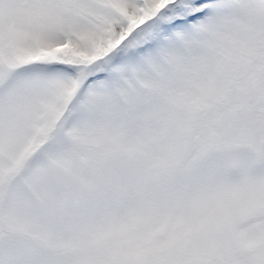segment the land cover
<instances>
[{
    "label": "snow or ice",
    "instance_id": "snow-or-ice-1",
    "mask_svg": "<svg viewBox=\"0 0 264 264\" xmlns=\"http://www.w3.org/2000/svg\"><path fill=\"white\" fill-rule=\"evenodd\" d=\"M0 264H264V0H0Z\"/></svg>",
    "mask_w": 264,
    "mask_h": 264
}]
</instances>
